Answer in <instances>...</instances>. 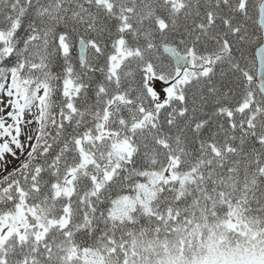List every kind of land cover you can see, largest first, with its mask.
I'll use <instances>...</instances> for the list:
<instances>
[{
    "label": "snow or ice",
    "instance_id": "1",
    "mask_svg": "<svg viewBox=\"0 0 264 264\" xmlns=\"http://www.w3.org/2000/svg\"><path fill=\"white\" fill-rule=\"evenodd\" d=\"M0 264H264V0H0Z\"/></svg>",
    "mask_w": 264,
    "mask_h": 264
}]
</instances>
